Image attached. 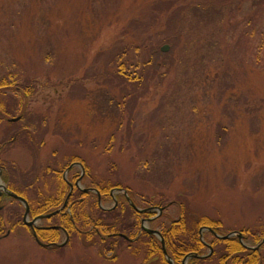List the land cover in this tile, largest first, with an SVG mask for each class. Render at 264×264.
<instances>
[{
  "label": "rangeland",
  "instance_id": "rangeland-1",
  "mask_svg": "<svg viewBox=\"0 0 264 264\" xmlns=\"http://www.w3.org/2000/svg\"><path fill=\"white\" fill-rule=\"evenodd\" d=\"M169 4L186 14L181 42L163 45L170 69L145 97L123 99L103 75L106 54L141 62L144 48L124 51L126 25ZM100 16L111 25L93 31L87 17ZM167 18L161 28L168 29ZM0 80L29 91L25 99L17 92L5 97L7 118L23 119L10 126L8 141L14 139L2 156L38 177L29 197L38 190L52 195L56 183L43 179L45 167L70 168L77 157L87 173L76 166L66 178L84 170L80 188L121 183L142 209L172 202L149 228L162 231L179 217L181 203L190 223L220 220L224 235L264 226V0H0ZM7 118L0 117L1 135ZM19 130L27 141L14 136ZM11 182L24 188L19 176ZM2 204L0 264H158L127 244L107 257L79 238L60 252L45 249L26 226L12 227L10 212L24 208L10 199Z\"/></svg>",
  "mask_w": 264,
  "mask_h": 264
},
{
  "label": "trees",
  "instance_id": "trees-1",
  "mask_svg": "<svg viewBox=\"0 0 264 264\" xmlns=\"http://www.w3.org/2000/svg\"><path fill=\"white\" fill-rule=\"evenodd\" d=\"M211 6L213 5L208 7ZM174 7L176 8L175 12L168 15L167 13H169V9ZM157 11H159V14H153L150 19L148 17H145L148 19H133L126 25L128 30L125 32L124 39L127 41V44L124 46V51L127 52L128 48L132 47L136 50L144 48V52H146L147 55L145 54V58L141 62L130 65L127 62L128 60L119 62V54H116L114 51H109L106 54L107 58L105 65L108 67V71L103 75L108 78L113 89L118 90L123 94V99L131 97V99L133 98L131 101H136L138 97H145L148 94V89L151 83H154L156 80H161L165 75L162 70H164V68L166 70L170 69L168 64H165L162 60L163 56H167V54L162 51L163 45L170 44L175 49L179 42H181V30L185 23L186 14H183L180 7L174 4H169L165 10L157 7ZM167 16L168 29L161 28L163 18L166 21ZM108 20L109 19H106L104 16L97 17V19H90L87 17V21L94 25L92 29L93 31L99 30L106 23L109 24L107 22ZM109 25H111V23ZM84 28L85 27L82 26V29ZM87 28H89V25ZM183 53V50H181V55H183ZM115 64L117 65V68L113 69ZM18 84L13 81L7 82L6 80H0L1 118L11 117L12 114L5 105V97L8 96L9 92L20 93L24 99L29 96L27 87H19L20 85ZM7 100H11V98H8ZM12 105L13 107H10L14 110L20 104L16 99ZM21 119L19 121H21ZM8 120L9 118L6 119L9 123L8 130L6 129L3 131L2 135L0 134V144H8L14 139L8 141V135L12 129L10 126L15 124ZM23 131L24 130H19L14 136L16 134L20 135L21 137L19 140L27 141V132L23 133ZM75 160H78L79 162L81 161L87 173L88 168L85 166L83 160H80L77 157H75ZM9 164L11 167L17 168V165L14 162H9ZM68 167L69 164L64 165L62 170L51 168L49 166L45 167L43 174L45 173L46 178L43 176V179L51 178L53 182L56 183L55 192L52 195H45L44 192L38 190L33 197H29L27 191H30L31 189L35 191L39 188H37L36 184L32 182L34 178L32 172L26 173V171H21L19 168H17V171L21 172L19 177L24 179V185L28 188L27 191L21 186L11 182L12 178H16V175H12L11 172H9V175H6L3 180L6 181L5 183L8 184L11 190H14L16 193L27 199L31 208V216L35 217L40 214L54 212L63 205L69 192V185L63 178V171ZM35 178L38 179L37 176ZM86 178L87 175L85 176V179ZM95 187L100 192L103 202L112 201L111 190L113 188L126 189L132 198L134 196L132 189L122 187L121 183L115 185L108 184L103 187L99 185ZM117 198L119 203L116 208L102 210L98 203V196L96 193L75 191L68 204L71 212L55 215L45 221L49 225L54 221L55 225L65 228L70 235L69 245L76 238L82 239L84 243L97 247L99 250L98 253L102 257L111 255L115 250H120L124 244H127L128 247H135L133 251L135 256H139L144 252L146 255L144 259L145 262L153 261L158 264H169L163 254L161 241L156 236L147 232H141L138 237L140 219L143 216H149L150 213H147L146 215L141 214L139 216L138 213L134 212L133 208L123 196H118ZM13 201H16L21 207H23L17 200ZM156 206L171 207L173 206V203L171 202L165 206ZM178 206L180 209L179 217L172 220L168 225H162L163 230L161 232L166 243L168 254L171 256L175 264H182L183 259L188 254L201 256L206 253V246L202 243L199 235V230L202 227H211L222 234L223 224L220 220H214L206 216H200L190 223V214L186 210L185 204L181 203ZM164 214L165 212L163 215ZM163 215L154 222H158V220L164 217ZM10 216L13 220L12 227L16 228L23 225V212L13 209L10 212ZM80 231L88 232L83 234ZM239 231L243 234L245 241H252L254 246L259 245L258 248L256 250L244 248L237 237H231L227 240L214 237L212 241L214 249L213 254L205 259L193 257L190 260V264H264V242H262L264 238V226L256 227L254 230L243 228ZM4 232L5 227L2 223V218L0 217V234ZM118 232L125 233L128 237L136 240L134 242H128L123 238H120L118 235L110 239L106 237L107 234ZM37 234L43 241L49 243H58L63 237L62 232L55 228H39L37 229ZM51 249L59 252L63 250V248L56 247Z\"/></svg>",
  "mask_w": 264,
  "mask_h": 264
},
{
  "label": "flooded vegetation",
  "instance_id": "flooded-vegetation-1",
  "mask_svg": "<svg viewBox=\"0 0 264 264\" xmlns=\"http://www.w3.org/2000/svg\"><path fill=\"white\" fill-rule=\"evenodd\" d=\"M12 144H6V143H3V144H0V185L1 186H5L8 190H10V191H12V192H14L15 194H17V195H19L18 193H16L14 190H11L10 188H9V186H8V184L7 183H4V177L6 176V175H9V172H11V174L13 175H16L15 177H18L20 174L18 173V172H16L17 171V169H13L14 167H11L10 168V166L8 165V164H6L4 161H5V159L4 158H2V156H4V154H5V150L7 149V148H9L10 146H11ZM37 147H36V144H29L28 145V147H26V149H29V150H33V151H35V149H36ZM37 154H36V157L37 156H39L40 155V148H38L37 150ZM76 166H73V167H71L70 166V170H69V172H68V175L72 172V169L73 168H75ZM65 174V173H64ZM67 175V176H68ZM12 178V177H11ZM63 178H64V176H63ZM64 180L68 183V185H69V192H68V195H67V197H66V199H65V201L68 199V203H67V206L62 210V212L61 213H59V215L60 214H67V213H70L71 212V210H70V208L68 207V204H69V201H70V198H71V196H72V194L75 192V191H80V192H83V193H89V192H93V193H96V195L98 196V203H99V205H100V207H101V209L102 210H111V209H114V208H116L117 206H118V203H119V201H118V196H123L125 199H126V201L129 203V205L133 208V210H134V212L135 213H138L139 214V216L142 214H144V215H146L147 213H150V215L149 216H143V217H141V219H140V229H139V234H138V237L140 236V234H141V232H145V230H142V224H143V221L145 222V224L147 225V226H149L150 225V222H152V221H155L156 219H158L159 217H161L162 215H163V213L164 212H162L159 216H158V214H159V212H158V210H157V208H159L158 206H155V205H150V206H148V207H145V208H140L137 204H136V199H135V197L133 196V198L131 197V195L128 193V191L126 190V189H122V188H113L112 190H111V197H112V203H114V204H112L111 206H108V207H105L104 205H103V200H102V197H101V194H100V192L97 190V188L94 186V187H92V186H86V187H84V188H80V185L81 184H83L84 182H85V172L83 171V172H81V174H79V175H77L76 174V176H74V179L73 180H69V179H65L64 178ZM80 180V181H79ZM22 185H24V184H22ZM71 187H73L72 189H71ZM24 188H25V190H27L28 188L24 185ZM23 188V189H24ZM121 190V191H120ZM98 192V193H97ZM19 196H21V195H19ZM5 199H10V200H15L13 197H9L6 193H5V191L0 187V203H2V201L3 200H5ZM134 199V200H133ZM64 201V202H65ZM64 204V203H63ZM63 206V205H62ZM62 206H60L59 208H61ZM4 207H5V205L4 204H2V205H0V211L1 210H3L4 209ZM135 207L136 208H138L139 210H145V212H140V211H137L136 209H135ZM58 208V209H59ZM58 209H56L55 211H57ZM51 213H53V212H51ZM30 215H29V220L30 221H33V220H35L37 217H39V216H42V215H47V214H50V213H47V214H40V215H38V216H35V217H32L31 216V208H30V213H29ZM153 214V215H152ZM56 215H58V214H56ZM55 216V215H54ZM53 217V216H52ZM52 217H50V218H52ZM50 218H43V219H37L36 221H35V223H34V225L33 226H28V225H26L25 224V222H24V216H23V225L24 226H26L28 229H29V231L31 232V234H32V236H33V238H34V240H35V242H37V240L35 239V237H34V234L33 233H35L36 235H37V238L39 239V241H41L43 244H45L46 245V247H43V246H41L38 242V244L41 246V247H43V248H45V249H50L51 250V248H53V247H56V248H64L65 246L66 247H68V245H69V243H70V235H69V233H68V231L65 229V228H63L62 226H59V225H55V223L53 222V223H51V225H49L48 223H46V219H50ZM140 218V217H139ZM150 220V221H149ZM38 222H42V224H41V226H39L38 225ZM39 228H55V229H59L61 232H62V235H63V237H65V240L61 243V241L60 242H58V243H49V242H45V241H43L39 236H38V234H37V229H39ZM150 229H152L151 227H150ZM204 229V230H203ZM91 230V229H90ZM89 230V231H90ZM153 230H158V229H155V228H153ZM159 231V230H158ZM81 233H87L88 231H80ZM232 232H236V231H231V232H229V233H227V234H221V232H218L217 230H214V229H212L211 227H207V226H204V227H202L200 230H199V235H200V239H201V241H202V243L206 246V251H207V253L206 254H203V255H201V256H205V255H208V257H210L212 254H213V252H214V249H213V246H212V241H213V239H214V237L215 238H217V239H222V240H224V239H229V238H231V237H237L239 240H240V243L242 244V246L244 247V248H246V249H249V250H256L257 248H258V246L259 245H256V246H254L253 244L252 245H250V244H247L248 242L247 241H245V239H244V237H243V234L241 233V235H242V239H240V237L238 236V235H234V236H230V237H228V238H225L226 236H229V234H231ZM11 233V230H8V232H7V234L9 235ZM162 233V232H161ZM205 234L206 235H211L212 237H213V239L211 240V241H208L207 240V236H205ZM116 235H118L120 238H123L124 240H126V241H128V242H134L136 239H132V238H130V237H128L125 233H122V232H118V233H110V234H107V238L108 239H110V238H112V237H116ZM155 236V235H154ZM162 237H163V235H162ZM164 238V237H163ZM165 241V240H164ZM262 242H264V238H263V240H262ZM165 245H166V243H165ZM116 251H118V250H115L114 252H116ZM113 252V253H114ZM112 253V254H113ZM111 254V255H112ZM188 256V255H187ZM187 256H185V258L183 259V261H182V264H190V260L191 259H188L187 261H185V259H186V257ZM197 256V258H201V256L200 255H196ZM208 257H205V258H208ZM205 258H201V259H205Z\"/></svg>",
  "mask_w": 264,
  "mask_h": 264
},
{
  "label": "water",
  "instance_id": "water-1",
  "mask_svg": "<svg viewBox=\"0 0 264 264\" xmlns=\"http://www.w3.org/2000/svg\"><path fill=\"white\" fill-rule=\"evenodd\" d=\"M168 50H169V46H168V45H165V46L162 47V51H163V52H168ZM20 119H21V117H17V118H12V119H10L9 121H10V122H17V121H19ZM66 174H67V172H66ZM79 181H80V180H79ZM0 187L5 191V193H6L8 196L17 199L19 202H21V203L24 205V207H25L24 222H25L26 225H28V226H30V227L34 225V223H35V221H36L37 219L50 218V217H52V216H54V215H56V214L61 213L62 210L67 206V203H68V199H67V200L64 202L63 206H62L61 208H59L57 211H54L53 213H50V214H47V215L39 216V217H37L35 220L30 221V220H29L30 207H29V204H28L27 200L24 199L23 197L18 196V195L15 194L14 192L8 190L5 186H1V185H0ZM72 188H73V187H71V189H72ZM120 191H121V190H120ZM97 193H98V192H97ZM135 209H136L137 211H140V212H145V210H139V209L136 208V207H135ZM157 210H158V212H159V214H158V216H159V215L164 211V208H157ZM149 221H150V220H149ZM142 230H145V231L148 232L149 234H152V235L157 236V237L161 240L162 247H163V254H164L165 257H166V260L168 261L169 264H175L174 261H173V259H172V258L168 255V253H167L166 246H165V241H164V239H163V237H162L161 232L158 231V230L150 229L149 227L146 226V224H145L144 221H143V224H142ZM203 230H204V229H203ZM33 234H34V237H35V239L37 240V242H38L41 246L46 247L45 244H43L41 241H39V239L37 238V235H36L35 233H33ZM234 235H238V236L240 237V239H242V235H241L240 232H232L231 234H229V236H226L225 238H228V237H230V236H234ZM194 256L197 257L196 255L189 254V255L186 257L185 261H187L188 259H190V258H192V257H194ZM205 257H208V255L201 256V258H205Z\"/></svg>",
  "mask_w": 264,
  "mask_h": 264
},
{
  "label": "bare ground",
  "instance_id": "bare-ground-1",
  "mask_svg": "<svg viewBox=\"0 0 264 264\" xmlns=\"http://www.w3.org/2000/svg\"><path fill=\"white\" fill-rule=\"evenodd\" d=\"M161 245H162V243H161ZM162 249H163V247H162ZM166 250H167V248H166Z\"/></svg>",
  "mask_w": 264,
  "mask_h": 264
}]
</instances>
